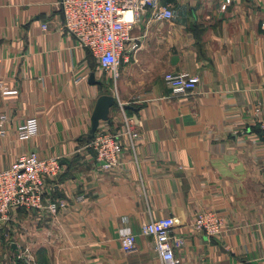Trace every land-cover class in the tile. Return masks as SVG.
<instances>
[{
    "label": "crops",
    "instance_id": "obj_1",
    "mask_svg": "<svg viewBox=\"0 0 264 264\" xmlns=\"http://www.w3.org/2000/svg\"><path fill=\"white\" fill-rule=\"evenodd\" d=\"M223 1L158 0L170 19L136 12L126 57L100 89L88 82L90 72L101 80L94 59L61 29L58 0H0V114L9 124L0 169L27 150L60 155L50 192L66 202L53 216L18 210L8 237L0 230V264H159L139 227L164 216L183 240L174 250L182 264H264V0ZM166 71L197 76L196 87L172 94ZM102 91L140 135L134 150L122 140L108 170L81 139ZM26 116L38 135L19 141L15 126ZM121 119L115 101L99 126L116 131ZM200 210L220 214L218 236L192 228ZM124 227L136 234L128 251L118 238ZM23 247L33 263L16 258Z\"/></svg>",
    "mask_w": 264,
    "mask_h": 264
},
{
    "label": "built area",
    "instance_id": "obj_2",
    "mask_svg": "<svg viewBox=\"0 0 264 264\" xmlns=\"http://www.w3.org/2000/svg\"><path fill=\"white\" fill-rule=\"evenodd\" d=\"M229 1L224 0L222 7ZM57 6L62 15L61 29L74 38L76 46L94 59L103 82L107 81L108 76L114 79L118 74L120 58L126 57L124 51L136 12L148 10L154 20L172 17L171 9L167 5H159L158 0H58ZM261 26L264 27V22ZM40 28L46 29L47 24L41 23ZM136 46L135 42L130 44L131 49ZM79 79L80 76L76 77V81ZM162 80L172 94L184 95L194 90L198 77L183 71H166ZM12 92L15 89L2 90L4 94ZM115 101L122 113L121 128L111 131L98 124L93 136L83 144V148L92 150L96 167L100 170L111 169L119 163L122 140L134 150L140 139L123 105L116 97ZM7 125V116L0 114V136L5 135ZM258 125L264 130V116L258 118ZM14 134L19 141L35 138L38 135L36 118L26 116L20 119ZM60 158V155L39 156L34 150H27L16 156L6 168L0 169V230L4 229L5 237H8L7 227L11 226L18 210L53 216L66 205L65 200L54 198L50 192L61 172ZM82 196L76 197L80 200ZM173 225V217L164 216L151 218L139 227V234L151 238L159 264H182L174 250L183 240L172 236ZM191 226L196 231L216 237L224 229V222L218 212L200 210L195 212ZM118 238L121 249L128 251L135 245L136 234L124 227L119 230ZM19 251L17 259L33 263L34 258L28 247Z\"/></svg>",
    "mask_w": 264,
    "mask_h": 264
},
{
    "label": "water",
    "instance_id": "obj_3",
    "mask_svg": "<svg viewBox=\"0 0 264 264\" xmlns=\"http://www.w3.org/2000/svg\"><path fill=\"white\" fill-rule=\"evenodd\" d=\"M88 82L91 84H97L100 89H104L105 84L102 80L95 78L94 72H90L88 76ZM115 103V97L111 93L101 92L94 103L90 114V123L86 132V137L91 138L100 121L108 118L109 110Z\"/></svg>",
    "mask_w": 264,
    "mask_h": 264
},
{
    "label": "trees",
    "instance_id": "obj_4",
    "mask_svg": "<svg viewBox=\"0 0 264 264\" xmlns=\"http://www.w3.org/2000/svg\"><path fill=\"white\" fill-rule=\"evenodd\" d=\"M82 141L85 142L86 140H88L89 138L86 137V134L83 135V137H81Z\"/></svg>",
    "mask_w": 264,
    "mask_h": 264
}]
</instances>
